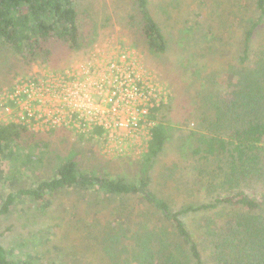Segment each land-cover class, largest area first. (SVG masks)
Listing matches in <instances>:
<instances>
[{
  "label": "trees",
  "instance_id": "trees-1",
  "mask_svg": "<svg viewBox=\"0 0 264 264\" xmlns=\"http://www.w3.org/2000/svg\"><path fill=\"white\" fill-rule=\"evenodd\" d=\"M81 2L0 0V49L11 52L24 65L41 62L55 66L73 53L87 52L97 42L100 26ZM134 2L137 35L151 54H164L168 40L148 8L149 0ZM239 6L252 8L253 16L245 19V12L238 20L243 29L237 50L240 66L229 67L238 75V92L229 101L204 95L202 107L208 106L211 114L201 115L200 129L188 135L193 144L189 142L186 161L194 163L196 177L186 183L172 180L178 183L182 191L176 190L181 194L166 195L152 188L154 168L169 139V127L161 122L152 129L138 172L126 174L104 168L83 172L77 154L72 152L54 175L35 189H20L16 195H9L0 215L8 213L20 195L50 201L69 189L91 191L120 198L124 205L114 211L117 229L112 226V230L94 234L87 227L88 241L90 237L97 241L93 254L101 257L87 264H264V43L255 47L256 37L264 31V0L246 4L241 0ZM171 106L163 109L162 121L168 117L165 112L171 113ZM174 111L176 115L178 108ZM38 136L23 126L0 123V158L7 154L14 157L16 149L38 145ZM210 165L215 166L209 170ZM177 168L166 167L159 174L170 180ZM189 184L209 192L206 198L212 199L196 203ZM218 189L223 191L218 193ZM129 199L144 204L135 215L125 206ZM11 254L0 241V264H34L29 257L18 259Z\"/></svg>",
  "mask_w": 264,
  "mask_h": 264
},
{
  "label": "rangeland",
  "instance_id": "rangeland-1",
  "mask_svg": "<svg viewBox=\"0 0 264 264\" xmlns=\"http://www.w3.org/2000/svg\"><path fill=\"white\" fill-rule=\"evenodd\" d=\"M248 1L243 0V3ZM239 2L241 0H149L148 8L168 40V49L162 55L151 54L147 44L137 35L138 16L134 0L81 2L82 8L100 26L97 42L107 37L124 40L140 54L144 66L155 71L170 90L167 103L156 109L153 116L154 128L161 122L169 127L165 151L153 171L152 188H158L155 191L179 195L182 193L176 190L179 185L172 180L177 178L186 183L196 177L194 163L186 161L190 153L189 142L192 143L188 135L190 131L200 129L201 115L211 114L208 106L202 107L204 95L210 93L214 100L229 101L238 92V75H233L229 69L232 64L240 66L237 50L243 29L238 20L245 12V19L253 16L252 8L245 10ZM263 43L264 31L256 37L255 47ZM92 47L87 52L71 54L55 66L63 68L74 60L86 57ZM43 65L47 64L36 62L24 65L11 52L1 48L0 90L10 85L17 76L27 75L36 66L41 68ZM167 105H172V111L165 112L168 117L162 121L161 114ZM177 108V114H172ZM185 115H190L189 119H185ZM38 135V145L16 149L14 157L7 154L0 158V208L9 195H16L20 189H35L40 182L48 180L72 152L77 154L83 172L104 168L128 174L141 169L149 149V141L147 144L144 141L142 145L133 141L125 155H118L109 153L101 136L96 133L79 135L69 131H50ZM174 165L178 168L170 180L159 174V171L165 172L166 167ZM189 188L198 204L212 199L206 198V195L210 196L209 192L205 193L202 188L191 184ZM214 190H211L214 196L223 191ZM49 199L40 201L30 195L14 199L8 213L0 215V241L3 246L15 258L29 257L34 264L98 262L101 258L99 253L93 254V244L97 241L92 237L88 241L87 227L94 234L112 230V226L117 229L118 218L113 219L116 216L114 211L119 210L124 201L73 189ZM125 206L129 214L135 215L144 204L129 199ZM131 207H134L133 211ZM108 222H111L110 228Z\"/></svg>",
  "mask_w": 264,
  "mask_h": 264
},
{
  "label": "built area",
  "instance_id": "built-area-1",
  "mask_svg": "<svg viewBox=\"0 0 264 264\" xmlns=\"http://www.w3.org/2000/svg\"><path fill=\"white\" fill-rule=\"evenodd\" d=\"M169 93L132 46L107 37L62 69L36 66L2 88L0 123L35 133H96L109 153L125 155L131 142L147 144Z\"/></svg>",
  "mask_w": 264,
  "mask_h": 264
},
{
  "label": "crops",
  "instance_id": "crops-1",
  "mask_svg": "<svg viewBox=\"0 0 264 264\" xmlns=\"http://www.w3.org/2000/svg\"><path fill=\"white\" fill-rule=\"evenodd\" d=\"M97 133H100V132H97Z\"/></svg>",
  "mask_w": 264,
  "mask_h": 264
}]
</instances>
